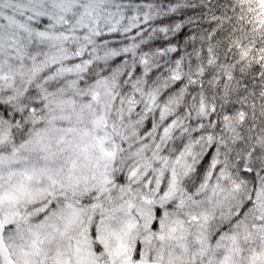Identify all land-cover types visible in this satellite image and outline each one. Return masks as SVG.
I'll list each match as a JSON object with an SVG mask.
<instances>
[{
	"label": "clouds",
	"instance_id": "clouds-1",
	"mask_svg": "<svg viewBox=\"0 0 264 264\" xmlns=\"http://www.w3.org/2000/svg\"><path fill=\"white\" fill-rule=\"evenodd\" d=\"M136 2L78 0L46 28L39 11L63 15L53 0H0V192L14 196L0 216L15 220L4 248L20 264L75 260L77 246L97 264L137 243L156 264L225 248L247 264L264 249V198L251 197L264 189V4ZM5 17L69 36L41 41ZM226 224L236 242L201 243Z\"/></svg>",
	"mask_w": 264,
	"mask_h": 264
},
{
	"label": "snow or ice",
	"instance_id": "snow-or-ice-1",
	"mask_svg": "<svg viewBox=\"0 0 264 264\" xmlns=\"http://www.w3.org/2000/svg\"><path fill=\"white\" fill-rule=\"evenodd\" d=\"M78 3V0H53V8L57 10L59 13H63V15H57L53 12H49L47 10L39 11L37 15L41 18V23L46 26V28L54 27L56 24L59 23H68V15L72 12L74 6ZM261 3L264 4V0H261ZM136 7L141 6L139 4V0H137L136 4L134 5ZM144 7H151V5L148 3V0H145ZM80 7L83 9V11L80 13L79 22L81 23L82 27L89 26L86 17L90 18L92 16V8L93 6L90 3L81 4ZM116 10H120V4L116 3ZM2 15V14H0ZM9 21L10 24L15 23L17 24L18 28L24 29L26 32H28L30 35L34 32L35 36L38 40H55L63 36L65 39L69 36V33H56V32H49L46 30V28H31L28 25L19 24V22L14 21L11 17H5ZM118 23V21H116ZM262 24H264V20L260 21ZM39 53H37L38 55ZM247 53H245L246 55ZM8 53L6 51V45L4 44L3 40L0 39V69L3 68L4 64H6L8 61L6 59ZM79 67V65H77ZM93 99H95V93H93ZM44 131V130H39ZM165 133L169 131V128L163 129ZM24 133L21 132L20 136L23 138ZM38 140L40 139L39 133H37ZM30 141H24V143H29ZM108 155H113V153H107ZM207 163V158L205 159V162ZM213 166H215V161H213ZM203 167V164H202ZM134 174V170L130 175ZM107 179V177H105ZM171 187H174V185H170ZM254 192L251 194V197H257V198H264V189H261L259 187H256L254 185ZM167 195V193H165ZM250 197V199L243 204L242 207L239 208V210L236 213L235 217H232L229 220V224H231V220L237 219L241 217L242 214L245 213V209L249 207L250 204L253 203V199ZM5 198L12 200L14 199V196L12 193H8L7 197L6 194L3 192H0V202H2ZM41 212L44 211V209L40 210ZM161 214V210L157 209L156 215L159 216ZM15 215H20L19 212H16ZM28 215H31L30 213ZM45 220L47 217L44 218ZM257 219H261V217H257ZM71 223V217H69L66 221V225ZM241 223H245V221L241 220ZM15 224V220L12 217H8L7 219L3 216H0V264H20L19 261L13 260L10 254H6L5 248H4V236L7 229L13 228V225ZM41 225H43V221H41ZM156 224L154 222L153 227H155ZM228 227V224L224 225L218 232H216L215 235H212L211 237L205 236L200 238L201 243L206 244L208 248H220V241L224 240L225 238L231 239L233 242L237 241V235L235 232L228 231L226 232L225 229ZM233 227H236V225H233ZM252 227H256V225H252ZM34 235H39V233H34ZM52 239L54 240L55 237L53 236ZM212 241H215L216 244L213 245ZM33 247H36V242L33 240L32 242ZM100 246L97 245L96 251L99 252ZM39 251V249H37ZM205 249H201V253L204 254ZM95 253H87L86 250L81 249L79 246H77L74 250V256L75 260L69 258L67 260L58 258L54 260L53 264H97V262L94 259H91L90 257L93 256ZM119 255V253H117ZM24 264H29L28 261H24ZM121 264H156L155 261H152L150 259L144 258L143 248L140 243H137L131 254L126 256L122 261ZM209 264H235V260L233 257V249L231 248H225L224 251L216 256L209 257ZM247 264H264V249H262L260 252H253L251 256L248 258Z\"/></svg>",
	"mask_w": 264,
	"mask_h": 264
}]
</instances>
